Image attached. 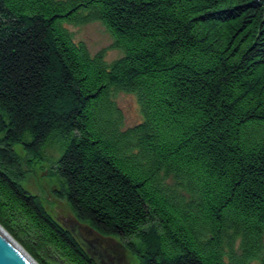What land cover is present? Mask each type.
Listing matches in <instances>:
<instances>
[{
  "label": "trees",
  "instance_id": "16d2710c",
  "mask_svg": "<svg viewBox=\"0 0 264 264\" xmlns=\"http://www.w3.org/2000/svg\"><path fill=\"white\" fill-rule=\"evenodd\" d=\"M91 22L120 58L65 27ZM0 135V226L37 264H98L10 173L53 138L77 221L140 264H264V0H0Z\"/></svg>",
  "mask_w": 264,
  "mask_h": 264
},
{
  "label": "rangeland",
  "instance_id": "374dc122",
  "mask_svg": "<svg viewBox=\"0 0 264 264\" xmlns=\"http://www.w3.org/2000/svg\"><path fill=\"white\" fill-rule=\"evenodd\" d=\"M65 27L76 42L86 45L91 56L103 52L107 63L122 56V52L113 47V39L101 23L66 24ZM115 102L122 112L124 128L133 127L142 121L135 95L119 92L115 96ZM62 148L56 138L47 144L40 155L28 153L20 144L14 145L12 151L17 162L9 168L12 177L24 190L38 199L46 213L65 229L88 255L94 256L98 264H140L138 257L128 251L118 238L101 236L93 232L87 224L77 221L68 203L61 196L62 184L56 174ZM72 224L73 227L77 226L75 234L72 232ZM76 234L86 241L87 247L79 242ZM89 244L95 249L88 247Z\"/></svg>",
  "mask_w": 264,
  "mask_h": 264
},
{
  "label": "water",
  "instance_id": "95a60500",
  "mask_svg": "<svg viewBox=\"0 0 264 264\" xmlns=\"http://www.w3.org/2000/svg\"><path fill=\"white\" fill-rule=\"evenodd\" d=\"M77 226L73 227L72 232L75 233ZM79 242L87 247L86 241L77 235ZM90 248L95 249L89 244ZM94 261H98L92 256ZM0 264H37L27 252L0 226Z\"/></svg>",
  "mask_w": 264,
  "mask_h": 264
},
{
  "label": "bare ground",
  "instance_id": "6f19581e",
  "mask_svg": "<svg viewBox=\"0 0 264 264\" xmlns=\"http://www.w3.org/2000/svg\"><path fill=\"white\" fill-rule=\"evenodd\" d=\"M93 232H95V231H93ZM96 233V232H95ZM75 234V233H74ZM76 236V235H75ZM90 256V255H89ZM90 258L92 259V257L90 256Z\"/></svg>",
  "mask_w": 264,
  "mask_h": 264
}]
</instances>
